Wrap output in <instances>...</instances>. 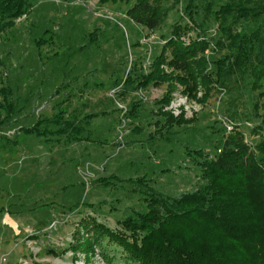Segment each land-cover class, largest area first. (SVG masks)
I'll return each mask as SVG.
<instances>
[{
    "label": "rangeland",
    "instance_id": "obj_1",
    "mask_svg": "<svg viewBox=\"0 0 264 264\" xmlns=\"http://www.w3.org/2000/svg\"><path fill=\"white\" fill-rule=\"evenodd\" d=\"M194 1L202 4V0ZM188 2L182 0L160 29L148 31L126 16L131 4L38 0L29 14L0 38V87L10 85L12 100L23 108L17 121L2 129L4 135L20 143L18 153L0 150V254L7 255L8 264H18L29 256L36 259L35 264H109L100 251L86 254L71 249L78 225L83 218L93 217L118 229V221L140 201L130 183H125L122 191H107L97 187L101 178H146L150 187L170 196L195 191L204 184L200 168L188 158L184 147L214 153L212 143L230 132L228 125H235L226 112L229 93L223 91L200 103L189 99L178 85L165 111L174 117L184 113L188 122L172 126L168 133L165 117L155 105L165 88L139 90L109 103L136 63H143L146 73L150 71L151 61L162 51L173 25L190 22L184 11ZM206 27L214 42L218 40V25ZM81 86L89 88L87 114L107 112L93 122L95 138L104 144L82 143L52 150L50 144L19 133L21 128L32 127L39 116L53 112L60 99L58 91L61 97L76 96ZM137 101L143 104L139 119L125 120L116 131L117 109L125 114ZM81 105L77 98L74 107ZM236 123L254 148L258 143L252 133L254 124L244 119ZM160 125L165 137L155 134ZM136 127L139 132L134 131ZM83 204L93 205L94 210ZM112 252L120 257L116 247Z\"/></svg>",
    "mask_w": 264,
    "mask_h": 264
},
{
    "label": "trees",
    "instance_id": "obj_2",
    "mask_svg": "<svg viewBox=\"0 0 264 264\" xmlns=\"http://www.w3.org/2000/svg\"><path fill=\"white\" fill-rule=\"evenodd\" d=\"M37 1L0 0V38L27 16ZM181 1L99 0V4H131L126 16L146 30L156 31ZM184 11L190 22L174 24L162 51L153 57L150 71L146 73L143 63H136L109 103L139 90L165 88L155 105L165 117L168 133L172 126L188 122L184 113L174 117L165 111L178 85L189 99L200 103L224 91L229 93L226 112L234 130L212 143L213 154L184 147L204 181L195 191L170 196L150 187L146 178L127 181L111 175L99 179L97 187L107 191H122L125 183H130L139 205L123 215L115 230L96 218H83L71 249L86 254L100 251L109 264L117 260L120 264H264V0H202V4L189 0ZM211 23L218 25L220 33L215 42L206 27ZM88 90L81 86L76 96L64 97L58 91L60 99L53 112L39 116L32 127L21 128L19 133L50 144L52 150L82 143L104 144L95 138L93 122L107 112L87 114ZM199 92L202 98H198ZM12 97L10 85L0 87V150L4 154L18 153L20 147L19 140L2 133L23 109ZM77 98L80 108L74 107ZM142 105L134 102L125 114L117 109L116 131L125 120H138ZM242 119L254 124L252 133L258 137L254 148L236 123ZM162 127L156 135L162 133ZM83 205L94 210L91 204ZM113 247L121 258L112 252Z\"/></svg>",
    "mask_w": 264,
    "mask_h": 264
},
{
    "label": "built area",
    "instance_id": "obj_3",
    "mask_svg": "<svg viewBox=\"0 0 264 264\" xmlns=\"http://www.w3.org/2000/svg\"><path fill=\"white\" fill-rule=\"evenodd\" d=\"M165 70L168 71L167 67H165ZM228 129L231 132V131H233L234 127L233 126L231 127L228 125ZM35 261H36L35 258H31L29 256V257L23 258L18 264H35ZM0 264H8L7 255L0 254Z\"/></svg>",
    "mask_w": 264,
    "mask_h": 264
}]
</instances>
